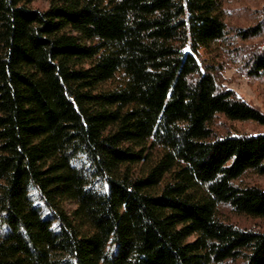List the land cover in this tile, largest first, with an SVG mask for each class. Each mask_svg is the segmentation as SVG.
I'll use <instances>...</instances> for the list:
<instances>
[{
	"label": "trees",
	"instance_id": "trees-1",
	"mask_svg": "<svg viewBox=\"0 0 264 264\" xmlns=\"http://www.w3.org/2000/svg\"><path fill=\"white\" fill-rule=\"evenodd\" d=\"M0 0V264H264V112L201 49L221 0ZM239 48H236L238 51ZM264 74V47L244 58Z\"/></svg>",
	"mask_w": 264,
	"mask_h": 264
},
{
	"label": "rangeland",
	"instance_id": "rangeland-1",
	"mask_svg": "<svg viewBox=\"0 0 264 264\" xmlns=\"http://www.w3.org/2000/svg\"><path fill=\"white\" fill-rule=\"evenodd\" d=\"M222 14L229 28L246 27L264 21V0H221ZM50 0H34L31 5L46 9ZM228 48L215 45L212 53L201 49L203 58L214 56L223 65L219 70V81L222 86L231 88L253 106L264 112V74L250 75L244 58L254 49L264 47V26L261 34L242 39L229 33ZM236 48H239L238 51ZM215 128L219 133L264 131V125L253 120H230L219 115L215 120ZM237 182L241 184H257L264 187V174L246 172ZM223 214L241 226L264 229V218H252L236 214L228 205H221ZM232 264V263H221Z\"/></svg>",
	"mask_w": 264,
	"mask_h": 264
}]
</instances>
